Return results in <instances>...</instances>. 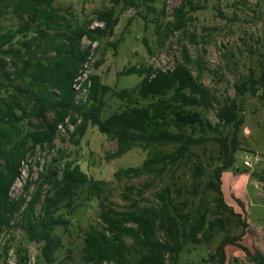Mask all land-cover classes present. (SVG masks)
Wrapping results in <instances>:
<instances>
[{
  "label": "trees",
  "instance_id": "1",
  "mask_svg": "<svg viewBox=\"0 0 264 264\" xmlns=\"http://www.w3.org/2000/svg\"><path fill=\"white\" fill-rule=\"evenodd\" d=\"M9 1L0 0V15ZM140 1L147 0H108L109 5L95 10L90 20L80 22L69 7L54 5V0H12L10 10L18 24L0 26V234L14 227L36 243L39 254L33 264L57 260L64 244L56 228L65 227L74 208L92 198L98 220L84 230L79 248L81 260L92 264H175L186 244L205 245L218 231L226 232L228 215H239L225 203L220 177L235 160L237 132L244 121L243 95L254 96L262 89L258 96L264 100L263 72L256 76L251 69L233 83V97L221 98L200 80L199 60H191L183 48L181 60L170 69L151 65L124 69L122 74L140 79L133 87L113 93L119 106L105 117L102 97L109 88L95 73L82 83L87 87L84 99L76 100L72 84L88 61L90 44L112 34L118 21L116 7H138ZM197 8L194 0L174 8L176 28L183 27L186 10ZM92 21L99 24L91 26ZM84 38L90 43L83 45ZM100 62L94 61L90 68L96 69ZM191 62L196 76L189 68ZM212 108L215 121L207 115ZM89 125L115 141L108 157H119L135 146L146 152L140 165L114 173L117 178L149 176L139 186L123 188L125 207L117 208L104 182L89 178L75 160L64 159L61 149L57 153L62 157L54 156L41 165L27 200L10 196L27 156L38 147H52L60 128L77 144ZM219 127L228 129L223 132ZM208 140L218 143L210 172L198 153ZM184 174L190 177L188 186L176 185L175 177L182 180ZM155 179L162 184L148 202L144 192ZM181 191L190 196L178 199L175 193ZM199 192L202 195L195 204ZM206 192L213 193L210 201L204 198ZM241 236V232L223 235L214 252L197 264H225V246L237 244ZM240 247L251 262L264 264V253ZM8 248L2 245L1 254ZM26 261L23 249L16 247L15 264Z\"/></svg>",
  "mask_w": 264,
  "mask_h": 264
},
{
  "label": "rangeland",
  "instance_id": "2",
  "mask_svg": "<svg viewBox=\"0 0 264 264\" xmlns=\"http://www.w3.org/2000/svg\"><path fill=\"white\" fill-rule=\"evenodd\" d=\"M182 1L184 0H147L140 1L138 7L118 6V21L112 34L90 44L91 53L86 67L80 72V78L85 77V74L95 73L100 83L108 86L109 89L102 97V117L119 106L113 93L123 87H133L140 79L135 74H122L124 69L148 65L162 70L170 69L176 61L181 60L183 48H186L191 60H199L203 69L199 74L200 80L221 98L224 95L233 97V83L250 73L251 69L256 76L264 73V0H194L199 8L186 10L183 27L176 28L173 10ZM7 3L6 12L3 16L0 15L2 29L18 24L10 10L12 0ZM54 5L69 7L75 19L87 22L93 17L95 10L109 5V2L54 0ZM98 24L96 21L91 22V26ZM89 43L85 38L82 40L83 45ZM100 59L96 69L90 68L94 61ZM189 68L196 76L194 62L189 64ZM84 91L82 89L77 92L76 100L84 99ZM262 91L257 90V95L254 96L249 93L243 95L241 114L244 121L237 132L235 160L222 171L220 177V190L225 203L239 214L228 215L229 222H225L224 231L231 234L242 233L237 244L225 246V264H254L240 245L264 253V100L258 96ZM214 111L212 108L207 112L211 121H215ZM219 128L223 132L228 129ZM115 148V141L100 133L96 126L89 125L77 144L71 142L63 128H60L52 147L36 148L20 164L18 178L10 188V196H21L27 200L34 190L33 180L41 165L54 156H64V159L75 160L89 178L102 180L105 192L115 206L123 208L128 202L121 196L123 188L126 185L139 186L148 181L149 176L143 174L117 178L114 173L121 168L140 165L146 152L135 146L119 157H108ZM57 149L62 150V156L58 155ZM198 153L206 164V171L210 172L218 157V143L208 140L198 148ZM245 159L250 165L244 163ZM184 169H179L178 172L185 173ZM181 177L182 180L175 177L176 185L185 183L188 186L190 177L187 174ZM164 181H168L167 178ZM161 184L160 180L155 179L144 192L148 202L153 201V193ZM199 195H202L201 192L194 197L195 204ZM175 196L185 199L190 195L181 191L176 192ZM212 196V192L204 194L206 201H210ZM84 202V206L74 208L65 227L56 228L64 246L56 253L57 260L53 264H92L81 260L79 248L84 230L98 220V208L93 198ZM226 232L218 231L205 245L186 244L175 264H197L201 257L214 252L219 239ZM2 245L9 248L6 254L0 252V264H15L18 246L27 257L26 264H33L39 254L38 245L27 241L23 232L14 227L0 234V251Z\"/></svg>",
  "mask_w": 264,
  "mask_h": 264
},
{
  "label": "built area",
  "instance_id": "3",
  "mask_svg": "<svg viewBox=\"0 0 264 264\" xmlns=\"http://www.w3.org/2000/svg\"><path fill=\"white\" fill-rule=\"evenodd\" d=\"M84 67H86V62H85L84 65H83V68H84ZM82 70H83V69H82ZM82 70H81V71H82ZM81 71H80V72H81ZM80 72H79V75L75 78L74 83L72 84V87L74 88V90H76V94H77L78 91H80V90H82V89H85V91H84V93H83V94H84V97H85V94H86V92H87V87H86V86H83L82 83H83V81L87 78V75H88L89 73H88L87 75L85 74V77L80 78ZM86 84H87V86L90 85V80H89V79L87 80V83H86ZM244 163L247 164V165H250V163H249V161H247V159L244 160ZM5 263H6V262H5ZM6 264H8V263H6Z\"/></svg>",
  "mask_w": 264,
  "mask_h": 264
}]
</instances>
